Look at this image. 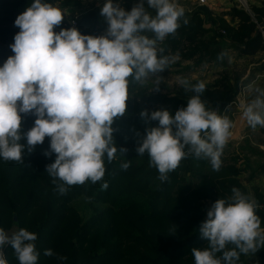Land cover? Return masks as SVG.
I'll list each match as a JSON object with an SVG mask.
<instances>
[{
  "label": "trees",
  "instance_id": "trees-1",
  "mask_svg": "<svg viewBox=\"0 0 264 264\" xmlns=\"http://www.w3.org/2000/svg\"><path fill=\"white\" fill-rule=\"evenodd\" d=\"M47 2L59 7L65 16L54 27L55 32L69 29L74 20L75 28L84 35L102 36L107 30V22L100 15L103 5L79 15L81 0ZM114 2L130 11L139 0ZM30 3L31 0H0V66L14 55L10 45L20 31L14 21ZM149 11L155 15L154 10ZM250 11L233 6L215 15L209 5L185 10L175 34L157 42L158 55L178 54L198 66L220 62L218 55L231 47L242 56L264 51V39L258 32V25L264 23V0L261 7H250ZM225 15L231 18L229 22ZM151 75L143 83L129 78L126 112L112 124L118 151L111 162L105 155L106 171L101 181L65 185L66 191L61 194L58 185L63 182L46 172V166L55 160V153L44 154L50 150L48 137L31 152L26 147L23 162L0 159V228L6 233L14 230L16 217V232L21 228L34 232L37 264H195L192 249H203L208 243L199 234L201 223L207 219L203 205L231 197L233 188L257 202L256 214L264 229V192L253 186L251 194L243 184L239 153L229 156L228 162L221 155L219 170H213L209 160L189 155L163 182L157 168L150 166L148 154L138 155L136 149L145 130L158 126V121L142 119L140 112L168 110L174 114L195 95L182 85L171 94L151 91L147 84ZM241 77L228 71V75L205 85L201 99L219 115L224 114L239 95ZM20 115L22 130L27 132L36 117L32 113ZM260 133L264 135V128L260 127ZM120 148L126 151L121 153ZM244 158L249 160L246 155ZM124 163H129L126 170L122 168ZM260 170L264 172V164ZM105 181L108 187L102 189ZM83 199L88 205L78 206ZM47 249L52 250V256L44 254ZM3 253L7 264H18L10 245L4 246ZM237 264H264V246L254 253L240 254Z\"/></svg>",
  "mask_w": 264,
  "mask_h": 264
},
{
  "label": "clouds",
  "instance_id": "clouds-1",
  "mask_svg": "<svg viewBox=\"0 0 264 264\" xmlns=\"http://www.w3.org/2000/svg\"><path fill=\"white\" fill-rule=\"evenodd\" d=\"M146 3L147 8L145 0H139L125 11L118 2L105 0L100 15L108 25L106 34L92 36L75 27L55 32L54 27L65 18L62 10L47 0H31L14 21L20 29L10 45L14 55L0 66V159L23 162L25 148L31 152L48 137L50 150L44 154L55 153V160L46 172L63 182L58 185L61 194L65 185L102 180L105 155L111 162L118 151L112 124L126 112L129 78L143 83L149 74L164 71L176 59L158 55L157 42L175 34L184 8L178 0ZM225 55L220 53L217 59ZM179 83L195 93L186 107L174 114L140 112L142 119L158 121V126L145 130L136 151L148 154L162 182L189 155L207 159L213 170H219L223 148L232 135V121L201 99L206 89L203 82L192 85L181 79ZM254 91L257 95L243 105L242 115L250 127L264 128V89ZM21 113L36 117L27 132L22 130ZM128 167L129 163L122 164L123 169ZM107 187L106 181L101 184L102 189ZM257 208L254 199L236 188L231 197L217 199L199 227L208 243L203 249H192L195 264H237L240 254L264 246ZM36 239L34 232L23 228L11 236L0 228V264H7L5 245L14 250L18 264H37ZM44 254L52 256L53 252L47 249Z\"/></svg>",
  "mask_w": 264,
  "mask_h": 264
},
{
  "label": "rangeland",
  "instance_id": "rangeland-1",
  "mask_svg": "<svg viewBox=\"0 0 264 264\" xmlns=\"http://www.w3.org/2000/svg\"><path fill=\"white\" fill-rule=\"evenodd\" d=\"M236 0L235 5L240 9H244L251 13L250 4H248V0ZM82 5L80 6V10L77 11L79 15L84 12L92 11L96 7L100 8L105 0H81ZM247 3V9L242 4ZM178 4L184 8V10H193L201 5H208V1L205 4H199L197 0H178ZM77 15V16H79ZM106 31L102 32V35H105ZM235 51L228 52L226 49V55L224 58L216 63H205L203 65H194L193 62L188 60H182L178 54H172L170 57H176L174 62L170 63L164 71L152 74L148 78L147 84L150 86L151 91L154 92H162L166 94H171L175 91V89L181 84L179 81L181 79H186L190 82H203L205 85H211L214 83L216 79H220L223 75H228V71H233L237 75H245L247 70V64L253 60H257L255 58H245V59H237L236 49ZM238 51V50H237ZM235 52V53H234ZM228 53H231L229 55ZM263 54V53H262ZM262 57V56H261ZM194 65V66H193ZM255 77H253L254 79ZM256 78L254 83L252 84V93H255L254 89L256 87H261L262 81L261 79ZM242 79L240 86L243 87ZM247 94V90L245 89ZM238 107L233 106L231 112H224L221 116H227L233 123L235 124V128L233 131V135L230 136L228 142L223 148L222 157L224 160L228 162V157L235 155L236 153H240L241 161H238V165L243 169V173L241 174V179L244 185L250 190V193H253V186L259 187L264 192V172L260 170V166L264 164V154L260 147V145L264 144V136L258 130V127L252 128L248 124L240 122L239 129L236 128V122L239 119L238 115ZM232 133V131H231ZM233 138V140L231 139ZM241 148L243 150H241ZM237 149V152H236ZM244 155L249 157V160H245ZM251 175H254L252 178ZM78 206L82 207L85 204L88 205L87 200H81L77 202ZM213 203L206 202L204 203V208L208 211ZM16 232V228L14 230H10L7 232L9 236Z\"/></svg>",
  "mask_w": 264,
  "mask_h": 264
},
{
  "label": "crops",
  "instance_id": "crops-1",
  "mask_svg": "<svg viewBox=\"0 0 264 264\" xmlns=\"http://www.w3.org/2000/svg\"><path fill=\"white\" fill-rule=\"evenodd\" d=\"M207 1H208L209 7L211 8V10L214 12L215 15H222L223 10H227V9H230L231 7H233L235 5V1L236 0H207ZM247 3L250 4V7H261L263 5V0H248ZM224 17H225V19L228 22L231 19L230 17H228L226 15ZM227 49H228V52L235 51L234 50L235 48H232V47L231 48H227ZM236 52H237V55H236L237 59H242V58L243 59H245V58H255V59H257V60H253V61H251L250 63L247 64L248 65L247 68H246L247 72H246L245 75H243L241 77L242 83H244L243 86H245V89L247 90V94L245 92V95L243 96L241 93H239L236 101L233 102L231 105H229V108L227 109L228 113H229V112H231V109H232V107L234 105L238 107L237 110H238V113H239L238 115H240L239 116L240 120H237L236 128L239 129L241 120L245 124V126L248 124L246 119L242 115V113H243V105H246L247 103L251 102L253 99H255V97L257 95L256 92L252 93V89H251L252 84L254 83L256 78L261 79L262 84H263L261 87H263L262 89H264V70L261 69V65L264 64V51H259L257 54L250 55V56H242V55H240V53H239V51H237V49H236ZM228 54L231 55V53H228ZM253 77H255V78L253 79ZM240 84H241V82H240ZM238 99L241 100L240 104L238 103ZM227 110H226V112H227ZM257 127H258V130H260V126H257ZM234 128H235V124L233 125V127L231 129L232 135H233ZM231 139L233 140L232 137H231ZM260 147H261L262 150H264V144L260 145ZM241 150H242V148H241ZM236 152H237V149H236ZM262 152L264 153V151H262ZM238 153H236V154H238ZM242 158H244V157H242ZM239 161H241V157H240ZM240 178H241V175H240ZM257 188H259V187H257ZM259 190L261 192H263L260 188H259Z\"/></svg>",
  "mask_w": 264,
  "mask_h": 264
},
{
  "label": "built area",
  "instance_id": "built-area-1",
  "mask_svg": "<svg viewBox=\"0 0 264 264\" xmlns=\"http://www.w3.org/2000/svg\"><path fill=\"white\" fill-rule=\"evenodd\" d=\"M243 3L245 2V1H243V0H241ZM197 2L199 3V4H205L206 2H207V0H197ZM242 4V3H241ZM244 7H245V9H247V3L246 4H242ZM250 11V10H249ZM76 24H77V20H74L72 23H71V25H70V28H73V27H76ZM258 27H260V25H258ZM261 34H262V37H263V39H264V29H262V31H261ZM239 93H241L243 96L245 95V86H243V87H241V86H239ZM237 103V102H236ZM238 103L240 104L241 103V100L240 99H238Z\"/></svg>",
  "mask_w": 264,
  "mask_h": 264
},
{
  "label": "water",
  "instance_id": "water-1",
  "mask_svg": "<svg viewBox=\"0 0 264 264\" xmlns=\"http://www.w3.org/2000/svg\"><path fill=\"white\" fill-rule=\"evenodd\" d=\"M262 29H264V23H262V24L260 25V27L258 28V32H261ZM14 219H15V222H14V225H15V226H14V227L17 229V228H18L17 218L15 217Z\"/></svg>",
  "mask_w": 264,
  "mask_h": 264
}]
</instances>
